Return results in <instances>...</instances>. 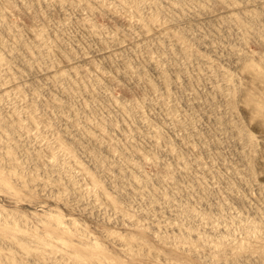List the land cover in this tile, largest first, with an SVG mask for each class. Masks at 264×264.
<instances>
[{"label": "rangeland", "instance_id": "rangeland-1", "mask_svg": "<svg viewBox=\"0 0 264 264\" xmlns=\"http://www.w3.org/2000/svg\"><path fill=\"white\" fill-rule=\"evenodd\" d=\"M0 264H264V0H0Z\"/></svg>", "mask_w": 264, "mask_h": 264}]
</instances>
